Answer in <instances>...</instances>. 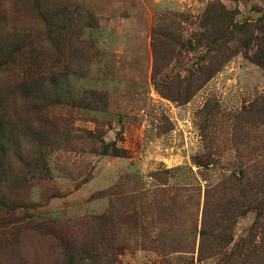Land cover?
Here are the masks:
<instances>
[{
  "label": "rangeland",
  "instance_id": "1",
  "mask_svg": "<svg viewBox=\"0 0 264 264\" xmlns=\"http://www.w3.org/2000/svg\"><path fill=\"white\" fill-rule=\"evenodd\" d=\"M45 1L82 25L73 35L80 64L69 58L77 49L53 50L43 36L51 27L26 0H0V40L9 39L35 68L27 77V61L17 59L0 70L10 145L25 159L11 153L13 169L0 177V264H59L61 243L85 235L102 240L95 253L113 264H228L254 232L257 213L237 219L234 241L221 254L212 256L207 244L206 259H200L201 232L205 227L212 232L223 210L217 213L215 194L207 206L206 194L257 158L251 153L259 146L258 134L247 123L250 136L242 141L237 117L264 95V67L254 62L259 42L244 47L243 32L219 42L229 60L187 104L163 97L157 84L200 75L210 63L215 43L204 26L210 5L232 12L236 24H257L264 0ZM171 36L177 49L168 46ZM155 61L161 70L157 80ZM64 76L89 96L51 106L53 85L63 91ZM19 82L24 85L15 87ZM64 122L87 140L79 139L73 150L39 148L44 140L30 132ZM85 142L97 144L98 151L84 148ZM105 145H114L120 157L102 155ZM263 235L260 227L259 243ZM253 264H264L263 253Z\"/></svg>",
  "mask_w": 264,
  "mask_h": 264
},
{
  "label": "trees",
  "instance_id": "2",
  "mask_svg": "<svg viewBox=\"0 0 264 264\" xmlns=\"http://www.w3.org/2000/svg\"><path fill=\"white\" fill-rule=\"evenodd\" d=\"M26 1L30 5L31 10L34 13L39 14L42 21L46 20L47 26L51 27V31L43 33V36L51 39L49 43L53 47V50H57L58 46L64 48L67 47L68 49H77V39L76 41H73V35H77L76 31L79 32L82 25L73 14L64 13L61 11V8L54 6L45 0ZM213 10H215V12ZM205 18L206 21L204 26L209 30L207 39H211L214 41L213 43H215L208 56L210 63L201 71L200 75H193L185 79H181V77L177 76L172 80L157 84V89L163 97L180 104L189 103L195 94L222 70L225 63L229 60V50L226 45L220 46L219 44L227 41V39H230L234 35L236 36L237 33L243 32V34H245V38L240 39L244 47H250L252 44H255V41L259 42V51L254 62L264 67V16L260 18L257 24H236L235 16L232 12L228 11L225 7L220 8L212 4L209 6ZM256 31H259L261 36H257ZM172 36L167 39L171 42L168 46L172 45L177 49V46L173 43ZM159 40L158 37H155V49L156 43ZM12 46L13 45H11L9 39L0 40V55L2 57L0 60V70L6 69L8 66L16 63L17 59H19L22 64L27 61V77H30L34 74L35 70L33 67L34 60L26 59L18 47L12 48ZM7 48H11V50L6 53ZM49 52L51 53V50H49ZM78 52V49L72 50L69 58L72 62H75L76 60L77 64H80L77 58L78 56H76ZM160 72L161 70L155 61L153 74L154 80H157ZM44 77L53 80L55 76L46 73ZM64 79L65 84L63 86V91H59L60 87L58 85H53L56 99L49 102L51 106L55 105V103L65 104L70 100L77 103L79 100L83 101L88 98V93H79L72 88L71 80L68 77L64 76ZM33 82L38 86L42 85V82L40 81H32V84L34 85ZM21 85H24V83L19 82L15 87L19 88ZM24 89L26 90L27 87H24ZM3 94V96L7 98L10 96L6 88L4 89ZM1 95L2 94L0 93V96ZM22 96L25 97V95ZM7 106L6 103L4 104L3 101H0V177L1 175L5 177V174L8 175L10 170L13 169L11 162L12 158H10L11 153H17L23 161L25 160L22 153L13 150L10 145L12 142V129L9 127L11 121L3 116L8 110ZM237 119L239 122L237 127L238 134L242 141H246L250 136L249 130L245 129V124L252 123L251 130H256L258 135L255 138V143L259 146L254 148V151L251 154H256L257 158L250 159L248 163L245 162L243 168L238 174H232L221 182L218 187L207 191V206L211 203L212 196L215 194L217 200H219V203L214 205H217V213L219 214L222 207L223 210L221 217L216 216V230L214 228V230L210 232V230L205 227V230L201 232L203 243L201 245L199 256L200 259H206L204 258L206 257V248L208 250L209 248L213 250L214 254L212 256L221 254L220 250L225 247L227 248L234 241L233 229L237 219L250 212H256L257 225L255 224L256 227L254 232L249 235V239H245L242 241L243 243L238 244L237 248L231 253L232 255L229 257L228 262V264H233L239 258L242 261V264H253L255 260L260 258L262 253L264 256V235L261 243L257 240V231L260 227L264 234V95L253 103L247 114L242 113ZM44 129H46V127L41 126L39 129L30 132L36 139L40 138L44 140V143H40L38 146L39 148L46 145L58 149L65 148L73 150L74 145L76 146L81 143L79 141L81 138L75 135L72 130H68L65 126V122L61 124H53L52 128L47 132L44 131ZM88 136L89 139L94 138L92 133H89ZM83 147L89 150L92 149L93 151H98L97 144L92 142H85ZM111 153L115 157H120V151L114 145L103 146L101 151L102 155H111ZM41 156L42 158L44 157L43 154ZM21 163L24 167L27 166L26 163ZM208 216V214L207 216L205 215V226L206 218H208ZM28 226L32 227L33 224H28ZM34 232H40L37 226L34 227ZM97 235L100 236L99 230ZM89 237V235H85L83 238L77 237L63 241L60 249L64 256L59 264H113L112 260L95 253L96 248H99L102 240L98 238L96 242H92ZM206 238H212L213 240L208 243ZM207 244L209 245V248ZM236 257L238 258L232 259Z\"/></svg>",
  "mask_w": 264,
  "mask_h": 264
}]
</instances>
